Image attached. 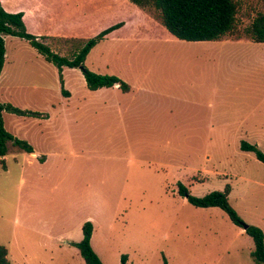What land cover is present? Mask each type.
I'll return each instance as SVG.
<instances>
[{"label": "rangeland", "instance_id": "rangeland-1", "mask_svg": "<svg viewBox=\"0 0 264 264\" xmlns=\"http://www.w3.org/2000/svg\"><path fill=\"white\" fill-rule=\"evenodd\" d=\"M235 1L241 33L264 11V0ZM2 4L23 12L32 35L51 26L40 40L69 58L118 24L84 63L152 97L135 103L122 122L121 109L105 105L104 96L74 113L75 100L62 104L90 91L80 70L66 68L67 83L60 82L56 67L27 40L4 38L10 73L0 100L50 111L49 120L3 111L4 127L37 151L55 145L46 163L26 161L28 153L11 143L6 167L0 161V244L10 264H84L68 242L81 239L87 220L103 264H121L123 254L126 264H256L250 236L220 208L189 203L178 186L200 197L229 184L231 206L264 233V164L239 148L243 140L264 152V49L257 48L264 42L179 40L153 7L130 0ZM73 19L76 33L56 35L59 23ZM112 93L111 104L121 105L126 94Z\"/></svg>", "mask_w": 264, "mask_h": 264}, {"label": "trees", "instance_id": "trees-1", "mask_svg": "<svg viewBox=\"0 0 264 264\" xmlns=\"http://www.w3.org/2000/svg\"><path fill=\"white\" fill-rule=\"evenodd\" d=\"M132 3L155 9L161 25L176 39L185 41H213L226 37L239 38L245 36L254 42H264V11L258 12L241 33L237 29L238 4L235 0H130ZM22 12H8L0 2V72L5 58V41L7 35L18 36L41 54L44 59L51 62L58 71L59 81L62 82V68H78L83 75L86 87L89 90H97L102 87L117 85L123 92L129 91V85L116 75L96 73L86 67L84 61L86 55L96 43L109 34L116 25H111L100 31L95 37L90 38L78 51L69 58L54 52L50 46L39 40L25 30L22 20ZM8 111L19 116L41 117V113L27 109H21L10 103L0 102V160L7 154L9 143L19 150L32 152V146L23 139H19L4 127L2 112ZM240 150L253 152L256 159L264 164V152L257 145L246 141L240 142ZM231 187L226 184L223 190H213L203 196L196 197L179 184L178 192L195 207L208 208L218 207L223 210L229 219L243 229L253 242V250L250 255L256 264H264V234L258 227L246 224L237 214L229 202ZM246 225V228L243 226ZM82 238L68 242L69 245L78 249L85 264H103L91 246L93 223L85 221L81 226ZM126 255H121V264H126ZM0 264H10L8 250L0 244Z\"/></svg>", "mask_w": 264, "mask_h": 264}, {"label": "crops", "instance_id": "crops-1", "mask_svg": "<svg viewBox=\"0 0 264 264\" xmlns=\"http://www.w3.org/2000/svg\"><path fill=\"white\" fill-rule=\"evenodd\" d=\"M0 2H1V4H2V0H0ZM2 6H3V4H2ZM3 8L6 10V8L3 6ZM74 9V8H73ZM75 10V11H74ZM74 10H70V12L72 13V14H75V12H77L76 11V9H74ZM6 11H8V10H6ZM8 12H11V11H8ZM14 12H21V11H14ZM22 14H23V12H22ZM22 17H23V15H22ZM75 21H77L76 19H75ZM74 21V19L70 22V23H66V22H62L61 24L59 23V31L58 32H55L56 33V35H59V36H62V37H66V36H71V34H72V32H77V29H75V27L77 28L78 26L76 25L77 23ZM84 27V26H83ZM53 29L51 28V26L49 27V28H47L46 30H43L41 33H39V32H36L34 35L35 36H37L38 37V39L40 40V37L44 34V32H46V33H51V31H52ZM55 31V30H54ZM6 37V36H5ZM4 37V38H5ZM117 37H121V36H117ZM155 36H153V38H154ZM173 37V36H172ZM104 38H113V37H109L108 36V34L104 37ZM103 38V39H104ZM246 39H249V38H247V37H245V36H241V37H239V38H235V39H230V38H223V39H220V40H223V41H230V42H238V41H244V40H246ZM250 40V39H249ZM213 41H219V40H213ZM252 41V40H251ZM44 42V41H43ZM254 42V41H253ZM94 47V46H93ZM51 48V47H50ZM258 49H260V50H263L264 49V46H258L257 47ZM35 49V48H34ZM92 49V48H91ZM44 58V57H43ZM86 59V58H85ZM4 60H5V58H4ZM85 62V61H84ZM4 64V63H3ZM5 68H6V73H4V70H5ZM66 68H69V67H63L62 68V79L63 80H65V83H67V81H66V77H65V74H64V72H65V69ZM10 72H9V69H8V67H2V69H1V72H0V95H2V93L5 91V87H4V84H6V80H7V78H8V74H9ZM96 73H98V72H96ZM101 74V73H100ZM4 76H5V78H4ZM120 78V77H119ZM85 81V80H84ZM129 85V84H128ZM129 87H130V89H129V91H127V92H123L122 90H120V88L117 86V85H114V86H112V87H102V88H99V89H97V90H90V91H88V93H86L87 91L85 90V93H83V95H85V96H81V97H79V98H76L75 97V95L74 94H72V95H74V96H72V95H70L69 96V102H67V103H61L62 105H65V106H67V107H69L70 106V104L69 103H71L72 102V100H75V102H73V104H72V106H73V110H74V113H76V112H79V111H81L82 109H85L86 111L91 107V105H92V102H95L96 101V99L95 98H97V97H102V96H104V99H106L103 103L106 105L107 103H110V105H108L110 108H114V107H118L119 109H121V122H122V120L124 121V118H125V115H127L126 113L127 112H131V110H133V111H135V107H136V104L135 103H137V102H146L148 99H146V98H152V97H149V96H144V95H138L135 91H134V88L131 86V85H129ZM104 90H106V92H109L108 94H106V95H103V93H99L100 91H103L104 92ZM114 90H120L122 93H125L126 94V96H124L123 98H125V99H123L122 97H121V105L120 104H111V102H113V99L115 98V97H112L111 95L113 94L112 92L114 91ZM91 92H93V93H91ZM135 93V94H134ZM82 94V93H81ZM0 102L2 103V100H0ZM3 103H5V102H3ZM115 103V102H114ZM60 105V104H59ZM134 105V106H133ZM107 106V107H108ZM55 109V105H53V104H51L50 105V107H49V109ZM27 110H29V109H27ZM31 111H34V110H31ZM37 112H39V113H41L42 115H41V117H33V116H28L29 118H35V119H42V120H49L50 119V111L49 112H47V111H37ZM19 116V115H18ZM258 144L260 143V142H257ZM31 146H32V148H33V151L32 152H27L28 153V158L26 159V161H30V162H32L33 160H39V162H45L46 163V161H47V157H51V156H53V153H54V146L53 145H49V143H48V145H46V146H43L42 147V150L41 151H37L36 150V148H35V146L34 145H32L31 143H29ZM45 144H47V143H45ZM259 146H261L260 144H259ZM14 152H16V151H14ZM26 152V151H25ZM245 152H249V151H245ZM253 153V152H252ZM17 154L18 153H16V154H14V156H17ZM254 154V153H253ZM255 156V155H254ZM5 157H6V155L3 157V164H2V166L3 167H6L5 166ZM256 158V157H255ZM1 161V160H0ZM209 208V207H208ZM260 228V227H259ZM261 228H263L262 226H261ZM260 228V229H261ZM262 230V229H261ZM244 232L243 231V229H240V232ZM82 233V232H81ZM264 234V233H263ZM81 238H82V236H81ZM79 241V240H78ZM71 242V241H70ZM74 242H77V241H74ZM78 250V249H77ZM85 264V263H84Z\"/></svg>", "mask_w": 264, "mask_h": 264}, {"label": "water", "instance_id": "water-1", "mask_svg": "<svg viewBox=\"0 0 264 264\" xmlns=\"http://www.w3.org/2000/svg\"><path fill=\"white\" fill-rule=\"evenodd\" d=\"M243 228H246V225H244Z\"/></svg>", "mask_w": 264, "mask_h": 264}]
</instances>
